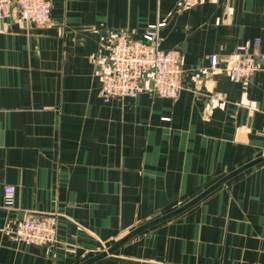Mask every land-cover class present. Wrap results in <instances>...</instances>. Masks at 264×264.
<instances>
[{"label":"crops","instance_id":"obj_1","mask_svg":"<svg viewBox=\"0 0 264 264\" xmlns=\"http://www.w3.org/2000/svg\"><path fill=\"white\" fill-rule=\"evenodd\" d=\"M51 1L47 24H0V264H81L264 157V59L247 84L224 68L264 53V0ZM158 24L180 95L104 102L116 37ZM27 214L58 215L50 250L16 239ZM92 264H264V162Z\"/></svg>","mask_w":264,"mask_h":264},{"label":"built area","instance_id":"obj_2","mask_svg":"<svg viewBox=\"0 0 264 264\" xmlns=\"http://www.w3.org/2000/svg\"><path fill=\"white\" fill-rule=\"evenodd\" d=\"M51 0H0V24L13 16L14 11L25 22L44 25L51 20ZM164 24L150 25L141 36L119 35L108 57L109 67L101 72L100 97L104 102L112 99L135 98L142 93L152 98L176 99L184 88L182 52L179 48L164 49L159 28ZM2 31H5L4 29ZM264 59L260 40L240 46L224 66L231 80L247 84L259 69L257 60ZM221 66L217 54L207 56L203 70L211 73ZM3 204L14 208L15 189L6 186ZM57 214L22 220L14 235L19 242L42 246L50 250L57 242Z\"/></svg>","mask_w":264,"mask_h":264},{"label":"water","instance_id":"obj_3","mask_svg":"<svg viewBox=\"0 0 264 264\" xmlns=\"http://www.w3.org/2000/svg\"><path fill=\"white\" fill-rule=\"evenodd\" d=\"M264 162V157L258 158L256 160H253L252 162H249L248 164L242 166L241 168L235 170L234 172L230 173L229 175H227L226 177L222 178L220 181H218L217 183H215L213 186H211L209 189H207L205 192H203L202 194H200L199 196H197L196 198H194L192 201L188 202L187 204H185L184 206L178 208L177 210L166 214L160 218H157L135 230H133L132 232H130L127 236H125L124 238H122L121 240H119L118 242H116L113 246H111L110 248H108L107 250H104L100 253H98L97 255L87 259L85 262L81 263V264H92L96 261H98L99 259L104 258L105 256H107L108 254H111L113 252H115L117 249H119L123 244H125L126 242H128L129 240L133 239L135 236H137L139 233L147 230L148 228H151L157 224H160L162 222H165L183 212H185L186 210L190 209L191 207H193L194 205H196L198 202H200L204 197H206L207 195H209L211 192H213L214 190H216L217 188H219L220 186L224 185L227 181H229L232 178H235L236 176L240 175L241 173L259 165L262 164Z\"/></svg>","mask_w":264,"mask_h":264}]
</instances>
